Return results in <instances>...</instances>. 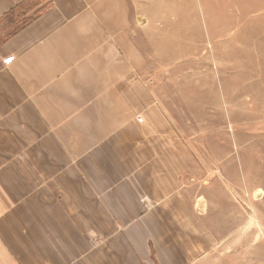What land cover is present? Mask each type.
Here are the masks:
<instances>
[{
  "label": "crops",
  "instance_id": "obj_1",
  "mask_svg": "<svg viewBox=\"0 0 264 264\" xmlns=\"http://www.w3.org/2000/svg\"><path fill=\"white\" fill-rule=\"evenodd\" d=\"M151 2L0 0V264L180 260L159 230L188 217L199 165L127 81Z\"/></svg>",
  "mask_w": 264,
  "mask_h": 264
},
{
  "label": "rangeland",
  "instance_id": "obj_2",
  "mask_svg": "<svg viewBox=\"0 0 264 264\" xmlns=\"http://www.w3.org/2000/svg\"><path fill=\"white\" fill-rule=\"evenodd\" d=\"M151 3L127 81L148 84L199 165L188 217L159 230L180 260L158 264H264V0Z\"/></svg>",
  "mask_w": 264,
  "mask_h": 264
}]
</instances>
